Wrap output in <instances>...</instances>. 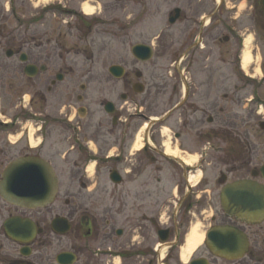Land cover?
<instances>
[{
    "label": "flooded vegetation",
    "instance_id": "obj_1",
    "mask_svg": "<svg viewBox=\"0 0 264 264\" xmlns=\"http://www.w3.org/2000/svg\"><path fill=\"white\" fill-rule=\"evenodd\" d=\"M85 4L93 8L92 14L85 13ZM217 8L218 0H0V184L10 165L27 157L46 160L58 177L56 197L46 207L13 204L0 192V264H264V161L258 165L249 147L242 164L228 165L227 173L221 172L218 200H204L202 205L211 211L219 207L205 235L215 228H233L246 237L247 250L238 260L220 257L205 239L185 262L183 247H178L182 235L179 221L172 229L159 228V219L156 223L149 219L148 212L138 216L134 205L128 207L122 188L110 190L108 184L99 188L97 182L101 159L114 162L105 171H109V179L113 172L120 175L119 184L111 182L115 186L124 185L123 174H149L154 167L148 163H159L160 158L164 170L171 169L184 178L197 173L194 169L198 165L203 167L208 154L203 155L199 148L193 155L182 148L192 150L185 142L198 144L202 136L218 139L217 128L211 125L226 110L219 108L216 100L203 104L200 90H164L168 87V70L160 61L166 59L170 35L154 37L150 26L155 15L164 10L168 32L180 26V40L202 43L205 34L210 31L212 35L219 27L218 22L208 21L207 15ZM259 8L264 16L261 0ZM102 35L120 46L114 61L94 51L87 53V45L94 46L95 39ZM156 40L158 50L154 48ZM138 45L150 47L151 57L135 56L133 48ZM81 62L87 85L81 90H57L75 72L74 65ZM115 66L123 72L120 77L110 72ZM93 83L99 84L100 90H87ZM28 84L33 90H27ZM160 96L163 102H159ZM55 102L59 110L77 102V113L89 115L83 126L67 118L63 132L73 131L77 136L80 132L82 137L72 143L73 137L64 134L69 150L51 152L52 158L59 156L65 163L71 154L85 159H77L72 166L69 163L67 175L65 167L60 173L55 163L44 157L49 133L60 126L58 119L48 124L51 120L43 119L42 108L47 111ZM159 113H163L159 119L153 118ZM144 123L149 126L143 146L134 152ZM205 123L208 130H204ZM30 124L34 127L32 135L27 130ZM165 126L172 133L171 150L182 156L168 154L165 140L159 139L156 145L151 139L156 132L162 134ZM260 128L264 131V123ZM92 146L99 150L94 152ZM112 150L117 154L111 155ZM233 153H228L229 157ZM187 155L197 156L191 166L186 162ZM94 162V179L83 176ZM63 178L67 181L62 182ZM238 181H247L263 191L259 208H246V219L229 215L221 198L223 189ZM135 197L137 203L140 195ZM144 197L148 199L149 193L139 201ZM184 199H179L181 206L189 195ZM135 233L143 236L140 247L139 242L130 245ZM155 233L168 250L165 257L162 248L149 243ZM162 238L167 240L163 242ZM123 239L130 242L122 244Z\"/></svg>",
    "mask_w": 264,
    "mask_h": 264
},
{
    "label": "rangeland",
    "instance_id": "obj_2",
    "mask_svg": "<svg viewBox=\"0 0 264 264\" xmlns=\"http://www.w3.org/2000/svg\"><path fill=\"white\" fill-rule=\"evenodd\" d=\"M26 11L28 14L29 10L27 9ZM201 11L203 10H198V13H201ZM207 15L208 21L218 22L219 27L215 31L213 30L212 35H209L210 31L205 34L202 43L191 39L186 42L184 41L185 39L180 40V26L173 27L171 32H168V14L164 10L160 14L155 15L150 28L154 37L162 35L164 38V36L170 35L167 37L169 47L167 48L168 52L165 54L166 59L160 61L161 65H165V69L168 70V87L163 89L200 90L198 92L202 97L203 104L207 100H216L218 107L226 110L225 114L219 115V119L211 125L212 128H217L218 139L202 136V140L198 144L191 140L185 142L184 145L186 147L191 144L192 150L182 148V150L190 154L198 153V149L201 148L202 154H208L209 160L207 158V161L203 163V167L198 165L194 169L198 171L197 173L193 172L184 178L179 173L175 175L171 169H169L170 171L164 170L161 165L163 160L160 158L158 160L159 163H148L149 166L154 167L149 170V174H142L137 177L134 174H123L125 183L120 186H115L111 183L109 171H107L109 168H106L113 166L114 162L106 163V161L101 159V163L98 166L99 179L97 182L99 188H102L105 184H108L110 190L122 188L123 198L127 199L128 207L132 208L134 205L135 209H138V216L148 212L151 221L155 220L157 223L159 219V228L171 226L172 229L175 221H179L182 225V235L179 238L178 247H184L183 238L185 237L187 241L188 234L195 227L205 235V231L210 226L211 217L216 213V210H219V207H214L211 211L209 207L205 208L202 205L206 200L212 198L218 200L220 188L217 186V182L221 172L227 173L228 165L237 167L236 163L242 164L243 155L246 154L247 147L250 148L251 154H255L258 165L264 161V131L260 128V125L264 123V81L261 80L264 76V16L260 13L259 0H218L217 10L213 14ZM197 16L199 17L200 15ZM105 32L101 31V34ZM248 37L252 39L251 49L257 65H252L248 68V73H246L242 70V55L245 51L244 41ZM225 38H227V41H224ZM157 42L158 40L155 41L154 46L156 50H158L156 48ZM94 43V46L92 43L87 45L88 54L94 51L99 55L110 56V59H113L110 61L115 60L114 57L118 53L120 46L113 38L102 35L96 38ZM104 47L105 51L102 50ZM64 66H67V64ZM82 67V62L74 65L75 72L63 84H59L57 90H81V86L87 85V79L82 77ZM256 68L260 69L261 74H256ZM241 70L249 77H245L246 75H243ZM100 87L99 84L93 83L87 90H100ZM27 90H33L29 84L27 85ZM226 96H228L227 99H225ZM161 99L162 96H160L159 102H163ZM57 106L55 102L47 111L42 108L43 119L51 120L48 121V124H52V119H58V125L60 126V128H53L49 133L50 136L44 148V157L53 161L60 173L64 171L63 168L65 167L66 172H64L67 175L66 169L69 163L72 166L77 159L80 162H85V159L71 154L65 163L59 156L52 158L51 152L53 155L58 150L61 153L69 150V144L64 143V134L73 137L72 143L78 142L77 138L79 136L82 137L80 132L78 133L79 136L73 131L69 133L63 132L62 128L67 126L66 124L64 125L67 118L73 122L80 121V126H83V124L88 122L89 115L84 118L80 117L79 112L77 113V108L79 107L77 102H72L71 108L66 107L59 110ZM162 115L163 113H159L154 115L153 118L159 119ZM148 126V123L142 124L134 152L135 149H138L137 146H143V139ZM203 126L204 130L209 129L207 123ZM27 127V130L29 131L30 129V133L33 134L34 127L31 124ZM162 134L165 137L167 135V137L165 139L161 138ZM162 134L156 132L151 136L156 145L159 139L166 142L172 141V133L167 126H165ZM93 147L94 152L99 150V147ZM193 149L197 151H193ZM233 151L232 157H229L228 153ZM116 154V150H112L111 155ZM178 154L183 155L180 152ZM221 163H224V165H221ZM163 165L166 166L164 163ZM79 166H82V164H79ZM90 167L93 168L92 174L86 175L84 173L82 175L94 179L96 170L94 165ZM158 167H160V170H157ZM105 169L107 170L105 171ZM231 177L230 180H232ZM63 179L62 182L67 181V179ZM187 180L190 182H187ZM196 180H199V185L191 188V186L195 185ZM147 192L150 197L148 199L144 197V200L139 201L140 197ZM136 194L140 195L137 203L135 201ZM188 195L189 200L185 202V205L181 206L179 199L182 198L183 200ZM142 208L144 211L141 210ZM144 235L146 236V234ZM133 239H131V242L123 239L122 244L130 242V245H135L136 242H139L137 246L140 247V242H143V236L135 233L133 234ZM172 240L174 241V239ZM149 243H153L155 247L162 248V257L166 256L168 250H165V245L161 246L156 233L149 238ZM183 253L184 251L182 250Z\"/></svg>",
    "mask_w": 264,
    "mask_h": 264
},
{
    "label": "water",
    "instance_id": "obj_3",
    "mask_svg": "<svg viewBox=\"0 0 264 264\" xmlns=\"http://www.w3.org/2000/svg\"><path fill=\"white\" fill-rule=\"evenodd\" d=\"M264 9V0H261ZM175 20H171L174 22ZM227 40V38H226ZM133 54L137 57H151L150 47L138 45L133 48ZM113 75H122L118 67H112ZM119 72V73H118ZM84 118L85 114L80 113ZM264 172V170H263ZM113 183L119 184L122 179L117 172L110 176ZM58 191V177L51 166L44 159L27 157L12 163L5 172L4 179L0 184L2 196L9 202L17 205H31L46 207L55 199ZM262 190H258L247 181H238L227 185L222 191V201L227 213L240 219H246V208L257 210L262 200ZM208 244L220 257L238 260L247 250L248 243L244 234L236 229H212L206 234ZM162 238V241H166ZM218 247H222L220 249ZM218 248V249H217ZM193 264H197L193 262ZM206 264V263H202Z\"/></svg>",
    "mask_w": 264,
    "mask_h": 264
},
{
    "label": "bare ground",
    "instance_id": "obj_4",
    "mask_svg": "<svg viewBox=\"0 0 264 264\" xmlns=\"http://www.w3.org/2000/svg\"><path fill=\"white\" fill-rule=\"evenodd\" d=\"M84 11L86 14H92L94 12L93 8L90 7L88 4L84 5ZM252 39L251 37H248L244 41V48L245 51L243 52L242 55V70L248 73V68H250L252 65H257V62H255L253 58V53H252ZM256 74H261V71L259 68L255 69ZM32 135V134H31ZM141 145L137 146V148H141ZM166 147H167V153L170 154L171 156L178 157V151H172L171 150V144L170 142H166ZM94 148V147H93ZM197 161V156L195 155L194 157H190L187 155L186 162L188 166H191ZM93 169L92 167L89 168V173L92 174ZM199 180L195 181V185L198 184ZM204 242V234L199 231L197 227L192 229V231L188 234L187 241L185 243V246L183 247V259L185 262H187L190 258V256L203 244Z\"/></svg>",
    "mask_w": 264,
    "mask_h": 264
}]
</instances>
